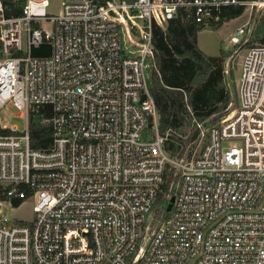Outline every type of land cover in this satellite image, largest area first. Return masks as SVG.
<instances>
[{"label":"built area","instance_id":"obj_1","mask_svg":"<svg viewBox=\"0 0 264 264\" xmlns=\"http://www.w3.org/2000/svg\"><path fill=\"white\" fill-rule=\"evenodd\" d=\"M60 2L59 14L26 0L7 17L0 0V110L50 106L54 126L40 151L28 124L0 119V264H264V44L246 51L218 123L187 104L199 130L188 155L165 149L149 88L154 25L206 28L264 0ZM42 45L50 55L34 56ZM168 172L175 199L157 215ZM27 199L33 219L13 220L8 208Z\"/></svg>","mask_w":264,"mask_h":264},{"label":"trees","instance_id":"obj_2","mask_svg":"<svg viewBox=\"0 0 264 264\" xmlns=\"http://www.w3.org/2000/svg\"><path fill=\"white\" fill-rule=\"evenodd\" d=\"M25 1L3 0L5 15L20 16ZM244 11L242 7H226L221 12L220 20L211 26L219 28L225 22L240 17ZM204 29L203 25L180 16L169 20L165 29L154 25L155 68L149 71V88L158 112L160 133L164 136L168 134L165 149L174 157L183 156L185 148L199 136L187 104L194 118L209 126L218 123L237 103L235 86L230 87L228 77L226 79L225 57L209 56L198 46V34ZM261 41L264 43V26ZM32 54L48 56L50 47L42 45L34 48ZM51 116L50 106L29 114L28 130L33 149L44 151L52 145L54 126L45 120ZM175 181L172 173L168 172L164 191L158 198L157 215H168L166 206L173 196L170 189ZM21 204L22 201L15 200L13 207Z\"/></svg>","mask_w":264,"mask_h":264},{"label":"rangeland","instance_id":"obj_3","mask_svg":"<svg viewBox=\"0 0 264 264\" xmlns=\"http://www.w3.org/2000/svg\"><path fill=\"white\" fill-rule=\"evenodd\" d=\"M49 3L50 5L47 8L48 13L59 14L61 10L60 0H49ZM244 24H247L245 34L243 36H236L237 28ZM263 26L264 7H256L252 11H244L240 17L225 22L219 28L208 26L199 32L198 46L204 53L209 56L225 57V75L226 79L228 77L227 80L230 87L235 86V89L237 88L241 63L246 51L252 46L264 44L261 41ZM234 37H237L238 41L233 40ZM32 110L29 108L28 112H25L21 116L18 110L12 106H8L0 110V119L4 125H14L17 129L23 130L27 127L28 116ZM195 148L197 151L199 150L198 144L194 145L190 143L185 148L184 154L188 155ZM33 206V200L27 199L19 207H9L8 213L15 221L30 222L34 216Z\"/></svg>","mask_w":264,"mask_h":264},{"label":"water","instance_id":"obj_4","mask_svg":"<svg viewBox=\"0 0 264 264\" xmlns=\"http://www.w3.org/2000/svg\"><path fill=\"white\" fill-rule=\"evenodd\" d=\"M174 199H175L174 196H172V197L170 198L169 203H168V205H167V211H170V210H171L172 205H173V202H174Z\"/></svg>","mask_w":264,"mask_h":264}]
</instances>
